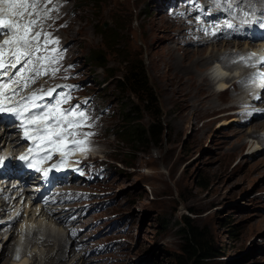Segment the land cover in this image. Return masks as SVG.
<instances>
[{
    "label": "rangeland",
    "instance_id": "obj_1",
    "mask_svg": "<svg viewBox=\"0 0 264 264\" xmlns=\"http://www.w3.org/2000/svg\"><path fill=\"white\" fill-rule=\"evenodd\" d=\"M162 1L67 0L72 23L59 31V36L69 48V61L76 62L88 92L96 97L105 114V109L110 111L104 115L94 151L108 176L92 184L101 189L100 193L90 191L92 210L74 221L79 222L75 224L77 228L90 227L81 235L91 240L76 238L74 244L81 243L82 249L75 251L72 259L85 254L89 264H187L182 250L187 221L206 234L220 252L210 264H264V145L252 138L257 131L264 138V126H257L264 123V116L239 124L241 117L236 111L238 106H233L235 101L227 95H214L204 80L216 57L226 49L233 51L236 43L232 41L228 43L230 47L223 48L215 44L188 45L182 37V26L180 31L166 20ZM178 38L181 39L173 44ZM172 45L177 52L171 51ZM181 48L202 49L201 59L214 58L203 68H193V58L179 59ZM97 54L101 62L108 64L105 70L94 63ZM125 60H138L144 66L163 128L161 137L154 135L155 141L138 154L126 152V145L114 136L113 127L122 125L119 117L125 94L115 88L124 73ZM171 61L173 64L167 67ZM177 64L187 68L189 74L178 79L181 72L175 71ZM106 74L116 76L105 82ZM229 94H233L232 88ZM240 95L241 99L245 93ZM126 101L135 108L133 97L128 96ZM230 106L233 107L228 110ZM137 110L141 123L147 125L150 114L140 112L141 106ZM133 158L134 167L127 168L126 163ZM202 184L205 189L199 187ZM76 208V212L83 211L81 205ZM27 224L32 230L40 224L50 226L65 235L63 224H53L44 217H30ZM32 232L25 234L26 238H19L15 232L0 263L20 264L25 258V263L30 264V258L37 256L35 264H41L44 249L39 241L34 243ZM114 232L118 241L102 255H94V242H104ZM37 238L42 239L40 235ZM72 243L73 239H67L64 245L70 247ZM16 244L20 247L16 248ZM14 252L20 255L15 261ZM104 254L110 257H102Z\"/></svg>",
    "mask_w": 264,
    "mask_h": 264
},
{
    "label": "snow or ice",
    "instance_id": "obj_2",
    "mask_svg": "<svg viewBox=\"0 0 264 264\" xmlns=\"http://www.w3.org/2000/svg\"><path fill=\"white\" fill-rule=\"evenodd\" d=\"M50 2L51 0H44L41 6L40 0H0V35L6 37L0 40V114H9L19 121L16 127L18 131L23 132L21 138L32 141L26 153L17 159L25 167L42 172L45 178L52 169H58V165L52 164L49 169H42L37 166L39 162L51 159L55 152L60 153L62 162L63 158L73 151L86 152L89 150L87 137L93 135L91 132L78 131L84 126L91 127L87 123L90 118L81 105L64 108L62 105L68 104L72 97L64 92L53 96L57 87L64 86L57 85L47 89L41 87L28 92L27 95L22 94L42 76H55L59 71V68L50 66L57 63L55 57L38 55L46 52L49 44L59 43L51 37V33L43 31L42 28L36 30L38 24L49 17V13L59 10L55 6L49 8L47 5ZM193 3L197 9L201 7L195 4V0ZM211 3L216 9L227 13L230 18H225L222 25L214 23L208 28H202L205 34H209V28L215 29L212 35L223 29H234L236 25L233 21H239L240 25L258 23L264 27V8L261 9V15L257 16L255 7L249 5L251 11L241 7L244 0H211ZM261 4L264 5V0H261ZM26 16L28 19L25 20ZM197 19L199 21L200 17ZM51 51L60 54L59 49L53 48ZM254 58L256 54L249 53L247 56H240L239 61L247 65ZM256 62L264 66V57L256 58ZM256 76L264 80V73H257ZM45 97L54 99V103H38ZM79 136L85 139H79ZM49 147L53 148L52 152L46 151ZM6 159L8 157L0 156V166L4 165Z\"/></svg>",
    "mask_w": 264,
    "mask_h": 264
},
{
    "label": "trees",
    "instance_id": "obj_3",
    "mask_svg": "<svg viewBox=\"0 0 264 264\" xmlns=\"http://www.w3.org/2000/svg\"><path fill=\"white\" fill-rule=\"evenodd\" d=\"M104 47H107L104 42ZM102 58L97 54L94 58V63L98 64L100 69H106L107 63L101 62ZM124 73L118 77L119 86L115 88V91L121 94H125L122 99L123 106L121 108L120 121L121 124H116L113 128L115 130V137L117 141L126 145V152L138 154L142 148L151 144L154 139V135L157 139L161 137L163 128H161L160 116L157 113V101L154 99V94L150 88L144 66L138 60H125L122 62ZM116 76L107 75L106 81ZM128 96L133 97L136 100L135 108L127 102ZM141 97L143 99H141ZM154 104L152 108L147 106ZM137 106L142 107V111L150 114V122L147 125L141 123V118L138 116ZM120 136V137H118ZM125 152V153H126ZM135 158L126 163L128 168L134 167ZM201 189H205V185L199 186ZM184 245L182 247L183 252L187 256V264H210L211 260L219 257L217 248L208 240L206 234L202 231H198L194 226H191L189 222H185V228L183 232Z\"/></svg>",
    "mask_w": 264,
    "mask_h": 264
},
{
    "label": "bare ground",
    "instance_id": "obj_4",
    "mask_svg": "<svg viewBox=\"0 0 264 264\" xmlns=\"http://www.w3.org/2000/svg\"><path fill=\"white\" fill-rule=\"evenodd\" d=\"M180 39L178 38V39H176V40H174V42H173V44H175V42H176V44H177V42L179 41ZM228 43H232L231 41H228V40H225V41H222V42H220V43H218V44H215V45H218L219 46V48H223V46L225 47V46H229V44ZM233 43H236L235 45H234V49L236 50V49H238V46H239V44H244V43H242V42H233ZM211 45V44H210ZM173 47H174V45H172ZM230 47V46H229ZM233 47V46H232ZM177 48V47H176ZM176 48L174 47L171 51H176L177 52V50H176ZM181 52H178V53H180L181 55H179V59L181 60L182 59V56H184V60H186V59H190V58H193V62L191 63L192 64V67L194 68V67H196V66H199L200 68L202 67H204V66H206V64L209 62V60H211L212 58H214L213 56H207L206 58H204V59H201L200 58V55L201 54H199V51H203L202 49H193V50H189L188 48H186V49H184V48H181ZM227 50V49H226ZM226 50L223 52V54H220L218 57H216L217 58V61L219 60V58H227L228 60H230V58H231V56H232V54L234 53V52H232V51H227L226 52ZM191 54H193V55H191ZM171 57L170 58H176L174 55H170ZM205 57V56H204ZM169 58V59H170ZM225 60V59H224ZM175 62V61H174ZM198 62H199V65H198ZM200 62H203V63H201L200 64ZM169 64H166L167 65V67H171V65L173 64V61H171V62H168ZM218 63H220V60L218 61ZM215 63H213L212 64V67H213V65H214ZM181 64H177L176 66H175V68L177 69V70H175V71H177V72H181L180 74H179V77H178V79H181L182 78V74H189V71L187 70V68H182L181 66H180ZM192 68V69H193ZM190 71H191V69H189ZM237 72V71H236ZM209 75H207V77L204 79V80H206L205 81V83H206V85L208 86V88L210 89V90H212V93L214 94V95H217V96H223V95H227L230 99H231V101H235L234 103H236L235 105H233V106H236V105H238V104H240V103H242L245 99H246V93H245V91L244 90H241L240 91V88H241V85L239 84V83H237V82H232L231 84H226V81H223V80H217V76H219V75H221V74H225L226 72L224 71V70H222V68H220L219 66H216L215 68H213V69H211L210 68V70H209ZM190 77H193V76H190ZM185 78V77H184ZM213 84H214V88L215 89H213ZM172 86V85H171ZM182 87H184L185 86V84H183V85H181ZM206 86V87H207ZM180 85L178 84V86H177V91H178V93H179V91H180ZM230 87H232V89H233V94L232 95H230L229 94V90H230ZM207 89V88H206ZM171 90V89H170ZM203 90V89H202ZM216 90V91H215ZM235 90V91H234ZM245 93V95H244V97H241V99H240V94L241 93ZM210 97V96H209ZM211 98V97H210ZM205 101H209L208 100V98H206L205 99ZM233 103V104H234ZM261 106H264V101H263V103H261L260 104ZM209 106H212V105H209ZM233 106H230V107H228L227 109L228 110H230V108L231 107H233ZM184 109V108H183ZM225 109V108H224ZM263 118V117H262ZM257 122H258V120H257ZM257 126H259L258 128H263V126H264V123H257ZM257 128V129H258ZM261 128V129H262ZM258 132V131H257ZM256 132V134L252 137L253 139H259L260 141V143H261V145H264V138L263 137H261L260 135H258V133ZM251 138V139H252ZM2 140H3V137H2ZM260 143H258V140H257V144L259 145ZM244 144H242V146H243ZM260 146V145H259ZM259 148V147H258ZM257 148V149H258ZM256 149V148H255ZM0 206L2 207V206H5V203H3V199H0ZM35 212H33L31 215H30V217L31 218H37L38 216H41V215H36V217H35ZM23 216V215H22ZM80 222H84V221H82V220H79ZM57 224H63V221L62 220H60ZM72 226L74 225V222H72V224H71ZM60 226V225H59ZM43 227H44V231L41 233V231H40V229H43ZM33 228H32V226L30 225V226H28V224H27V226L25 227V230L23 231L22 229H20V233H23V232H25V234H27V235H29L32 231V239H34V243L36 242V241H39L40 242V245H42L43 246V251L44 252H42L43 253V255L41 256L42 257V260H43V262L41 263V264H89L90 263V261L88 260V257L86 258L85 257V254H83V257H79V258H77L75 261H73V257H72V255L74 254V252L75 251H77L76 250V244H74V241H75V239L76 238H78L79 236H80V234H78L75 238H70V237H68L67 236V233H66V237H65V235H62L61 233H59V232H56V231H54L52 228H50V226H43L42 224H40V226H39V228L38 229H36V227H35V229L36 230H32ZM15 232H17L16 230H14V231H11L8 235H7V237H6V235H4V234H1L0 233V236H1V241H0V243L1 242H4L3 244H4V246L2 247V249L0 250V258H4L5 257V254H6V251H9V249H10V245H11V241H12V235L15 233ZM17 234V233H16ZM2 235H4L3 236V238H2ZM22 235V234H21ZM41 236V240L39 239V238H37L38 236ZM24 236H26V235H24ZM65 238H67V239H73V243H72V245L70 246V247H67V244L66 245H64V242H65ZM24 241V240H23ZM32 241V240H31ZM66 243V242H65ZM17 245V244H16ZM23 252V251H22ZM45 253V254H44ZM21 254V253H20ZM79 255V254H78ZM73 256H75V255H73ZM77 256V255H76ZM7 258V257H6ZM24 258V257H23ZM44 258H45V260H44ZM25 259V258H24ZM24 259H22L19 263L20 264H26L25 262L27 261V260H24ZM27 259V258H26ZM31 259V263L30 264H35V262H36V259H37V256H34V257H31L30 258ZM8 260V259H7ZM6 261V260H5ZM4 261V262H5ZM7 263V262H6ZM1 264V263H0ZM5 264V263H4ZM8 264V263H7Z\"/></svg>",
    "mask_w": 264,
    "mask_h": 264
}]
</instances>
